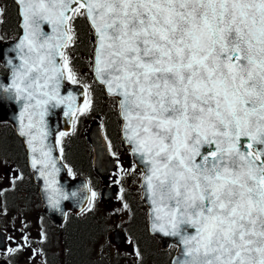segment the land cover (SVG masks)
Wrapping results in <instances>:
<instances>
[{
    "label": "snow or ice",
    "instance_id": "6c2138e0",
    "mask_svg": "<svg viewBox=\"0 0 264 264\" xmlns=\"http://www.w3.org/2000/svg\"><path fill=\"white\" fill-rule=\"evenodd\" d=\"M16 2L19 63L7 61L11 84L0 91L22 104L31 166L56 170L43 119L51 101L63 102L65 80L81 82L68 50L85 19L93 79L115 100L124 142L145 169L150 231L179 240L173 264H264V0ZM91 109L89 98L75 111ZM23 241L6 251L29 247Z\"/></svg>",
    "mask_w": 264,
    "mask_h": 264
},
{
    "label": "rangeland",
    "instance_id": "374dc122",
    "mask_svg": "<svg viewBox=\"0 0 264 264\" xmlns=\"http://www.w3.org/2000/svg\"><path fill=\"white\" fill-rule=\"evenodd\" d=\"M79 74H81L82 80L89 79L90 69L82 66L79 69ZM92 113L89 111L80 115V126H78L80 129L77 135L78 140H81V150L84 152L83 156H86V150L89 149L91 158V145H89L87 137L90 131L89 127L95 119L100 120L99 118H102V116L98 115L93 116ZM4 132L5 134H3ZM69 140L68 138L67 142ZM69 143H66L67 153L71 147ZM8 144L13 145V149L8 148ZM0 145V229L5 230L6 233L3 239L5 246L3 248L0 247V263L66 264L62 252L60 232L55 229L48 219L46 220L42 217L40 201L32 192L27 190L26 184L29 180L27 169L16 157L21 156L19 154L21 151L20 146L9 132L5 122H0ZM121 155L126 159L124 165L126 167L125 170H128L129 173L127 175L123 171L115 178V174L111 172L108 177L103 178L94 169L88 172L83 170L85 164L82 166V169H77L79 173H87L88 176H91L95 183L93 187V192L96 193L95 200L93 201L92 198V204L89 207L91 211L88 209V212L83 217H88V213H91L89 216L94 214L95 216H100L102 219V232L92 241V257L100 258L103 260V264H155L153 261L154 254L162 251L167 256L169 263L173 251L171 249H160V242L157 241L155 243L159 251L157 248H154V251H152L153 249L147 247L148 249L145 248L142 249V252H140L141 250L139 251L141 254L139 258L135 254L138 239L133 228L134 221L136 215H138L147 227L148 208L141 199L140 169L134 165L132 166V164L131 166L128 164L127 149H122ZM13 175L15 177L22 176V179H18V185L16 186L11 185V181H9ZM113 182L119 185L118 195L108 201L103 200L102 193L104 187L112 185ZM125 204H127V208L124 207ZM25 225L27 227H24ZM118 228L124 231L125 239L122 242L114 241L115 236L113 232ZM41 231L46 233L47 236L43 242H41L39 235ZM22 232L30 233V240L28 242L30 251L27 247H24L15 254H9L6 251L10 247L7 245V238L12 237L18 243ZM36 235H39V237ZM32 249H36L39 254L33 255ZM146 251L149 253L147 256ZM163 253L162 256L165 257Z\"/></svg>",
    "mask_w": 264,
    "mask_h": 264
},
{
    "label": "water",
    "instance_id": "95a60500",
    "mask_svg": "<svg viewBox=\"0 0 264 264\" xmlns=\"http://www.w3.org/2000/svg\"><path fill=\"white\" fill-rule=\"evenodd\" d=\"M22 34L23 31L20 36ZM18 39L3 43L0 42V51L3 52V58L0 59L3 60V64L9 70L10 68L7 64V61L16 57V51H14V49L16 43L18 42ZM13 62L19 63V60L13 59ZM11 77V71L7 76L0 75V88L9 87L11 84ZM59 94L60 97L63 98V102L56 103V101H51L47 106L48 111L46 112L43 119L44 130L48 133L47 138L44 140L45 150H50V156L52 161L55 163L56 170L49 167L47 169H44L45 175H41V165H37L36 168H33L31 166L29 148L26 144V140L28 139V137L20 135V115L22 111V104L12 95H9L8 93H5L3 91H0V122L6 120L10 122L14 126L17 135L23 140L28 153V164L33 171L34 181L38 185L40 199L43 203V212L51 219L54 225L61 227L67 219L68 211H70L72 214H79L89 204L90 183L88 179L83 175H79L75 178H71L68 176V168L62 161V158L58 153L57 145L54 139L55 133L60 129L61 124L62 128L65 131L71 130L72 117L76 113L75 109L79 107V102L81 100H85L86 98L85 89L82 85L65 84L63 82L59 90ZM53 104H55L56 106L52 107ZM35 119L38 120L39 118L35 117ZM24 123H27V117L24 118ZM89 137L93 145L94 165L99 174L103 178H106L110 175L111 170L115 168L116 159L111 155L108 141L103 135V132L97 122H93L91 124ZM126 145L129 146L128 144ZM34 155L38 159L40 158L39 152L35 153ZM131 155L135 163L142 169V172L145 171L144 166L139 164L137 156L133 155L132 152ZM49 172L51 173V175H48ZM48 181H52L53 183L49 185ZM141 185V199L148 208L149 232L158 237L163 249H167L171 244H174L178 247L177 251L174 253L171 259L170 264H173V261L177 260V258L180 257L179 240L175 237H165L163 236V234L150 231L151 219L149 213L152 208L149 200L150 194L147 193L146 189ZM116 192V185L105 186L103 191V199H112L115 196ZM114 235L117 242H122L125 239L124 231L121 228L115 229ZM5 236V232L0 230V247L2 248L5 246V242L3 241ZM0 264H6V262H1Z\"/></svg>",
    "mask_w": 264,
    "mask_h": 264
},
{
    "label": "trees",
    "instance_id": "16d2710c",
    "mask_svg": "<svg viewBox=\"0 0 264 264\" xmlns=\"http://www.w3.org/2000/svg\"><path fill=\"white\" fill-rule=\"evenodd\" d=\"M12 7L13 5L9 3L6 8V11L8 13L6 14L5 26L10 28L12 32H15L16 29L14 30L13 28L14 26L16 28L17 17L15 16L14 19ZM75 27L78 33L79 40L78 43L71 48V50L73 51L72 57L74 59L76 58L75 62L78 66H84L86 65L87 57H90L92 53V37L90 35L88 22L85 19H78L76 21ZM80 56L82 57L81 59ZM84 56L86 57L84 58ZM89 78L90 80L88 79V81H91V92L89 98L92 100V115H104L105 118H108V125L110 127L109 129L112 133L110 135L112 136V138L116 139L119 134V125L117 127V110L115 107H113V104H109L103 88L94 81L93 77L90 76ZM6 126L13 137L17 138L14 135L13 128L10 125ZM3 134H5V132ZM7 146L8 148L10 147L11 149H13V145L8 144ZM69 146L71 147L68 153L65 154V158L74 170L78 171L77 169H82V166L84 164L85 168L83 170L88 172L93 169L91 156L89 155L87 146L85 145L87 149L86 156H83L84 152L83 150H81V140H78L77 136L71 137ZM26 188L29 192H33L35 194L36 188L31 180L27 181ZM89 214L91 213H88V217H83L85 216L83 214L79 216L70 215L67 224L63 227V231L61 232V241H64L63 243L65 245L62 246H64L63 257L66 260V264H103V260H101L100 258H96L95 256L92 257V241L102 232V219L100 216H95L94 214L89 216ZM133 228L136 232L138 239L137 243L140 246L141 250L145 248H151L153 249L152 251H154V248H157L158 250L155 241L151 240L147 232L145 222L138 215H136ZM162 253V251H159L154 254L155 256L153 258V261L155 264H168L167 256L164 253L163 254L165 255V257L162 256ZM148 254L149 253H147L146 256Z\"/></svg>",
    "mask_w": 264,
    "mask_h": 264
},
{
    "label": "flooded vegetation",
    "instance_id": "af4514ba",
    "mask_svg": "<svg viewBox=\"0 0 264 264\" xmlns=\"http://www.w3.org/2000/svg\"><path fill=\"white\" fill-rule=\"evenodd\" d=\"M4 1V0H3ZM3 4V3H2ZM1 4V5H2ZM13 5V16H14V19H15V16L17 17L18 16V11H17V7H15V5L14 4H12ZM0 10H2V9H0ZM4 13V12H3ZM0 31L2 32V34L6 37V34H5V24H4V22H2V25L0 26ZM5 37H3V36H0V38H1V40L2 41H5V40H7L8 38H5ZM0 73H2V74H5L6 73V71H5V69H4V67H3V64H2V62L0 61ZM23 148V147H22ZM23 151H24V148H23ZM24 154H25V152H24ZM35 227V226H34ZM24 235H28L29 236V240H30V233H28V232H22V234H21V236L19 237V242L18 243H16L15 242V240L14 239H12V240H8V243H7V245L8 246H10V247H16L17 245H22V244H24V241H23V236ZM36 236H38L39 237V235H36ZM29 242V241H28ZM7 246V247H8ZM27 249L30 251V247H27ZM11 264H12V262H10Z\"/></svg>",
    "mask_w": 264,
    "mask_h": 264
},
{
    "label": "bare ground",
    "instance_id": "6f19581e",
    "mask_svg": "<svg viewBox=\"0 0 264 264\" xmlns=\"http://www.w3.org/2000/svg\"><path fill=\"white\" fill-rule=\"evenodd\" d=\"M64 242V241H63ZM61 243L62 245H64V243ZM65 246V245H64ZM64 246H62V252H64Z\"/></svg>",
    "mask_w": 264,
    "mask_h": 264
}]
</instances>
